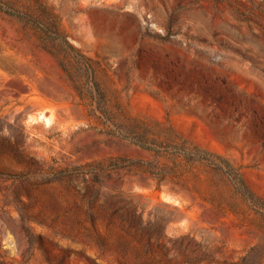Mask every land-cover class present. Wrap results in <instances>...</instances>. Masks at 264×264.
Masks as SVG:
<instances>
[{
    "label": "rangeland",
    "instance_id": "obj_1",
    "mask_svg": "<svg viewBox=\"0 0 264 264\" xmlns=\"http://www.w3.org/2000/svg\"><path fill=\"white\" fill-rule=\"evenodd\" d=\"M4 1L0 264H264V0Z\"/></svg>",
    "mask_w": 264,
    "mask_h": 264
},
{
    "label": "trees",
    "instance_id": "obj_2",
    "mask_svg": "<svg viewBox=\"0 0 264 264\" xmlns=\"http://www.w3.org/2000/svg\"><path fill=\"white\" fill-rule=\"evenodd\" d=\"M40 7L39 11L29 9L23 13H17L14 11L10 1L0 0V10L18 16L28 25L35 27L41 37L43 45L57 56L61 63L68 69V60L70 57L69 48L74 50L78 49L66 34L60 15L44 3ZM81 57L86 58L83 54H81Z\"/></svg>",
    "mask_w": 264,
    "mask_h": 264
}]
</instances>
